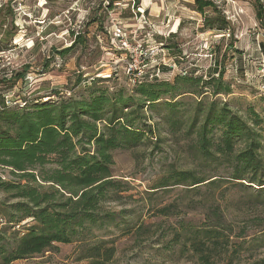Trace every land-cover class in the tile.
<instances>
[{
    "label": "rangeland",
    "instance_id": "rangeland-1",
    "mask_svg": "<svg viewBox=\"0 0 264 264\" xmlns=\"http://www.w3.org/2000/svg\"><path fill=\"white\" fill-rule=\"evenodd\" d=\"M109 1L0 0V6L5 5L0 16V79L4 73L30 65L27 80L7 93V104L21 108L25 101L39 97L53 101L79 97L88 81L97 77L112 76L107 84L111 91L121 87L132 91L146 73L149 78L154 74L173 82L178 74L191 71L208 78L219 66L232 93L215 98L227 101L246 117L252 115V106L263 120L260 129L264 136V26L257 19L256 0H208L214 6L206 7L203 13L196 0H140L139 4L114 0V8L108 11ZM216 16L225 17L231 28L222 33L206 28V17ZM13 19V46L1 51ZM117 26L125 34L122 39L115 35ZM73 31L87 35L88 48L80 47L65 57L58 55L57 51L72 45ZM171 45H177V50H170ZM142 49L147 56H141ZM128 63L134 69L131 73L137 69L140 73L129 74ZM163 67L170 70L164 72ZM55 90L59 94H53ZM204 96L214 98L208 88ZM146 112L152 116L148 123L155 127L157 116L147 108ZM155 135L152 146L113 151L114 174L128 183V189L119 201L104 206L123 212L118 224L98 233L116 249L115 256L104 264H204L200 252L192 247L193 231L214 227L225 237L211 262L205 264H256L264 260V192H260L264 189L249 181L239 184L230 180L222 167L217 172L214 164L191 151L192 141L183 133L174 136L165 125H156ZM173 169L217 177L196 186L172 184L154 189ZM216 178L218 182L212 184ZM0 179L27 184L8 168H0ZM14 193L0 191L5 210L7 205L22 201ZM12 217L10 210L0 213L5 243L15 242L35 223L29 217L14 224L9 222ZM82 238L86 244H56L50 251L11 264H96L93 258H83L92 240L88 235Z\"/></svg>",
    "mask_w": 264,
    "mask_h": 264
},
{
    "label": "trees",
    "instance_id": "trees-1",
    "mask_svg": "<svg viewBox=\"0 0 264 264\" xmlns=\"http://www.w3.org/2000/svg\"><path fill=\"white\" fill-rule=\"evenodd\" d=\"M256 1L257 19L264 26V2ZM196 3L202 13L206 7L214 6L208 0ZM113 4L114 0H110L108 11L114 8ZM4 9L5 5L0 6V16ZM205 27L222 33L231 25L225 17L216 16L206 17ZM15 28L13 19L1 51L13 46ZM72 34V45L57 51L58 55L65 57L80 47L88 48L87 35L74 31ZM168 48L175 51L178 46ZM261 48L264 55V43ZM47 66L45 63L44 67ZM29 69L30 65L24 64L0 79V168H8L27 180V184L0 181V191L15 192L14 197L22 200L7 205V210L13 212L9 222L18 224L31 217L35 223L27 226L15 242L5 243L0 231V264L41 255L56 244L82 242L84 235L90 236L92 243L85 247L83 258H93L96 264L109 262L116 249L108 246L109 241L98 233L118 224L123 212L104 206L119 201L128 189V183L114 174L113 151L152 146L156 125H165L174 136L183 133L192 141L191 151L202 161L214 164L217 172L222 167L230 174V180L239 184L249 181L259 185V190L264 189V136L260 129L263 120L252 106V115L246 117L227 101L215 98L232 93L219 66L208 73V78L191 71L178 74L173 82L158 79L154 74L149 78L146 73L132 91L125 87L111 91L107 84L113 77H97L88 81L79 97H62L58 101L39 97L25 101L21 108L7 104V93L27 80ZM161 70L166 72L170 68ZM206 88L214 98L202 97ZM146 108L157 116L155 127L148 123L152 116ZM157 140L161 142L158 136ZM214 177L217 175L206 178L195 171L173 169L153 188L172 184L196 186ZM217 180H212V184ZM7 210L0 203V213ZM193 234L192 247L200 252L201 262H211L225 234L216 227L199 229ZM258 263L264 264V260Z\"/></svg>",
    "mask_w": 264,
    "mask_h": 264
},
{
    "label": "built area",
    "instance_id": "built-area-1",
    "mask_svg": "<svg viewBox=\"0 0 264 264\" xmlns=\"http://www.w3.org/2000/svg\"><path fill=\"white\" fill-rule=\"evenodd\" d=\"M115 35H116V37H119L120 39H122V38L125 37V34L123 33L122 27H119V26L116 27V29H115ZM123 45H124V46H127V43H124ZM140 53H141V56H143V57L148 55L147 52H144L143 49L140 51ZM137 54H139V53H137ZM134 60H135V59H133V61H134ZM136 69H137V68H136ZM136 69H135V70H136ZM139 70H140V69H137V70H136V71H138V72H137V75H138V73H140ZM132 71H134V69L132 68V64H131V63H128V73L130 74ZM136 71L133 72V73H131V74H134V76H135V75H136ZM137 79H138L137 76L134 77V78H133V82H135V80H137Z\"/></svg>",
    "mask_w": 264,
    "mask_h": 264
}]
</instances>
